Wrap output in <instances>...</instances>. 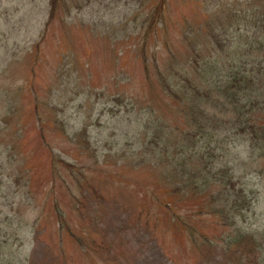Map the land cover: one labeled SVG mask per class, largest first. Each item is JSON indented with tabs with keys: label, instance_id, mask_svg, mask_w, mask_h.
<instances>
[{
	"label": "rangeland",
	"instance_id": "rangeland-1",
	"mask_svg": "<svg viewBox=\"0 0 264 264\" xmlns=\"http://www.w3.org/2000/svg\"><path fill=\"white\" fill-rule=\"evenodd\" d=\"M49 1L0 0V110L3 99L12 105L0 113V264H260L251 246L224 248L232 229L264 230V159L226 131L191 138L197 156L217 148L208 159L237 179L245 212L233 228L211 187L195 190L164 165L177 168L173 155L195 127L159 87L155 65L191 64L183 34L205 30L211 0H168L150 35L158 0H61L48 27ZM262 1L221 0L234 23L230 5L249 17L247 6L264 11ZM252 32L262 42L264 31ZM159 120L172 142L159 140L150 166L146 128Z\"/></svg>",
	"mask_w": 264,
	"mask_h": 264
},
{
	"label": "trees",
	"instance_id": "trees-1",
	"mask_svg": "<svg viewBox=\"0 0 264 264\" xmlns=\"http://www.w3.org/2000/svg\"><path fill=\"white\" fill-rule=\"evenodd\" d=\"M167 1L158 0L157 5L151 10L145 22L148 26V35L156 32L159 24L163 21V12ZM260 1L262 0H252L251 5L255 2L256 6H260ZM215 2L214 0L207 1L206 4L203 2V7L206 6L207 9L204 10L208 16L204 25L205 30H200L195 37H192L190 33L183 34L184 41L192 53L191 64L179 67L177 70L173 66L167 71H160L155 65V77L162 91L184 107L183 114L186 118H191L195 127L193 133L190 132L186 137H182V143H179V152L173 155V162L178 158L177 168L174 169L173 163H164L167 169L170 168L173 171V173L170 171L167 173L176 179L183 178V176L189 177L187 182L192 186L194 182L198 183L195 186V190L198 191H201L198 189L199 187L202 190L211 187V191H215V201L219 203L218 213L223 215L221 218L225 226L229 225L230 228H233L237 225V215L241 216L245 212L238 208L237 179L232 171L229 174L228 165H220L215 169V164L220 163L218 159L214 162L208 159L210 155L216 154L217 148L208 151H200L196 148L198 157L195 144L190 143L193 138L197 139L205 134L204 130L209 127L210 131L206 134L214 132L221 134L226 131L224 135L228 134L227 137L241 138L246 145L248 157L264 159V45H262L264 38L261 39L262 42H259L252 32V29H255L257 33L260 30L264 31V11L261 8L254 9L255 7L247 6L249 17H244L235 4L230 5L229 12L234 15V23L225 13L224 2L221 0ZM61 5V0L49 1L48 27L53 23L57 9ZM249 23L252 24L249 25ZM245 30H248L246 35L251 33L247 40L244 35ZM204 32L209 40L205 46L200 41ZM35 48H40V45ZM144 65H147L145 69L146 74L149 75L148 62L145 61ZM192 71L194 75L197 73L198 78L192 77ZM203 86H205L204 93L201 92ZM2 98L0 97V101ZM122 100L121 97L116 99L120 105ZM1 103L0 113L6 111L7 114H10L12 105L4 108L5 99ZM255 112L261 117L256 118ZM1 119L2 115L0 114ZM166 128L163 120L152 121L146 128L148 133L153 129L150 133L153 144H150L154 145L151 148L155 153L144 159L150 162V166L153 161L161 159L160 154L163 149L159 147V140L165 142L163 147L172 142V139L167 137L169 134H167ZM187 143H189L188 147ZM190 148L193 150L189 151ZM220 149L225 150V148ZM230 154L231 150L226 148L223 158L228 160ZM196 158L199 159V164L202 166V170H196L198 176H195L194 173L196 168L193 162L196 163ZM191 176L192 178H190ZM197 179L200 181H195ZM232 230L235 231V234H231L225 240L224 250L233 252L237 246L241 245L240 250H242V246L246 248L251 246L253 253L259 255L260 264H264V230L245 229L242 231L238 228Z\"/></svg>",
	"mask_w": 264,
	"mask_h": 264
}]
</instances>
